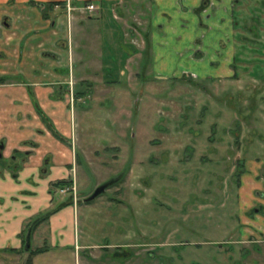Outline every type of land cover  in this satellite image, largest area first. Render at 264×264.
<instances>
[{
  "label": "rangeland",
  "instance_id": "obj_1",
  "mask_svg": "<svg viewBox=\"0 0 264 264\" xmlns=\"http://www.w3.org/2000/svg\"><path fill=\"white\" fill-rule=\"evenodd\" d=\"M184 3L198 8L202 0ZM242 3L225 46L220 30L203 28L212 19L197 12L185 15L184 26L178 18L170 22L181 26L178 42L171 31L155 28L149 3L130 13V31L141 30L134 41L144 47L142 60L124 77L114 72L111 78L90 76V82H82L77 75L76 84L64 88L73 90L75 100L72 92L57 104L56 84L46 87L54 95L43 96V88L14 80L0 87L20 133L29 126L19 120L21 112L31 118L26 105L41 122L52 119L57 106L58 127L70 131L67 139L79 156L69 179L76 183L71 192L77 189L74 243L66 228L60 246L54 244L46 215L72 193L46 191L45 178L35 188L21 177L14 193H0L3 221H12L10 228L0 227V248H19V234L23 243L15 251H0V264H264V243L254 241L262 239L244 234V228L264 221V216L248 219L251 206L264 200V32L258 26L255 36L245 29L256 26V18L264 20L251 13L258 3ZM159 7L154 5L155 14ZM81 13L86 20L99 19ZM99 25L92 24L94 30ZM6 170L13 169L2 165ZM104 184L109 187L102 196L84 202ZM29 188L35 196L26 194ZM51 201L54 206L46 208ZM42 216L24 240L30 223ZM66 222L71 224L70 217ZM37 250L45 251L32 258Z\"/></svg>",
  "mask_w": 264,
  "mask_h": 264
},
{
  "label": "crops",
  "instance_id": "obj_2",
  "mask_svg": "<svg viewBox=\"0 0 264 264\" xmlns=\"http://www.w3.org/2000/svg\"><path fill=\"white\" fill-rule=\"evenodd\" d=\"M229 1L225 0L227 10H229ZM86 3L97 7V12H94L96 17H99L97 21L92 18L86 20L81 13V8ZM65 4L66 0H0V9H2L0 18L7 16L11 25L0 33V61L3 67L0 69V79L6 80L0 87L14 80L20 82V85L29 84L43 88L40 93V96H43L46 92L54 95V91L46 87L56 84L61 92V99L55 100L59 104L61 100L65 101L71 96L70 93L73 90L71 91L70 88L68 91L64 88L68 83L76 84L77 77L81 78L82 82H90L91 80L88 79L90 76H95L94 79L98 81H100V76L111 78L114 72L124 77L125 74H129V68L138 66L143 57L144 47L141 48L139 41H134L141 30L134 27L130 31L132 24L130 13L139 11L140 8L148 5V11L154 15V5L158 4L160 7L156 9L158 11L155 16L150 15L155 21V28L171 31L177 37V42L182 40V35L179 36L178 30L181 26L176 28L171 25L170 22L174 18H178L179 24L183 23L184 26L186 22L183 18L187 13L197 12L204 15L203 17L208 14L202 10V4L198 8H189L184 0H74L73 4L77 8L74 12L66 10ZM40 5L41 8H39ZM44 5L51 7L47 8ZM224 18L227 20L226 26L229 29L223 38L226 41V38L231 35L229 32L232 33L230 27L232 19L229 13L224 15ZM210 19H212L211 22L207 21L210 28L207 29L214 31L221 17ZM160 21L164 25L158 26L157 23ZM95 22H99L100 25L94 30L92 24ZM153 45L154 36L151 34L152 51ZM226 63L230 65V61ZM72 94L75 100L76 94L74 92ZM1 95L0 93V144L5 145V159L18 151L16 163L19 167L16 171H4L2 176L0 175V193L4 195L14 193L21 184L19 181L21 177L35 188L40 186L37 182H42L45 178L43 188L46 191L52 190L51 185L58 181L71 179L75 168H78L79 156L73 141L70 143L67 139L70 131H63L58 127L60 118L57 106H53L51 111L52 119L47 117L50 126L47 124L46 126L34 112L33 106L26 105L31 108L28 110L31 116L30 121L27 120L24 111V113L21 112L19 118L21 122L24 121L29 125L24 128V134L19 132L17 124L10 119L11 106H8L9 102ZM41 106L45 109L48 104L41 103ZM53 129L66 141L63 142L56 138L51 132ZM50 146L54 148L51 149ZM85 161L88 162L86 157ZM11 179L16 181H11ZM29 189L31 190L26 194L35 196L34 190ZM55 191L58 192V189ZM19 194L20 192H17L15 195L19 196ZM13 200L18 201L17 198ZM66 203L73 204L65 205ZM23 204L25 205L26 202ZM53 206V201H51L46 208ZM65 212H67L66 215ZM76 212L77 207L73 194L68 201H61L59 207L53 210L49 223L54 244L60 246L57 240L64 238L61 234H64L63 231L65 232L66 228L72 230V244L74 243L77 226ZM68 217L72 222L66 226ZM6 218H9V215L5 217V220ZM11 222L7 221L9 228L12 225ZM258 233L264 234V221L261 224L254 223L247 231L249 237L260 236ZM19 235L17 237H19L18 242L21 247L23 242ZM58 246L57 248H62ZM40 256L41 254L37 255L35 259Z\"/></svg>",
  "mask_w": 264,
  "mask_h": 264
},
{
  "label": "flooded vegetation",
  "instance_id": "obj_3",
  "mask_svg": "<svg viewBox=\"0 0 264 264\" xmlns=\"http://www.w3.org/2000/svg\"><path fill=\"white\" fill-rule=\"evenodd\" d=\"M73 1L74 0H66V4H65V9L66 10H68V5H69V7H70V10H68L69 12H74V11H76L77 10V8L75 7V5L73 4ZM251 1H253V2H256V3H258L259 5H258V7H256L254 10H252L251 11V13L253 14V16L254 17H260V18H262L263 20H264V0H251ZM61 5H63V4H61ZM87 5H89V4H84L83 5V7L81 8V10L82 11H85V10H87L86 9V7H87ZM202 5L203 6H201L202 7V10H204V12H208V14H210V15H206L205 17L206 18H212L213 16H215V18H217V17H221V19L219 20L220 22H219V24L214 28L215 30H220L218 33L220 34V37L223 39V38H225V36H226V34H227V30H229V29H227L228 27L226 26V24H227V20H226V18H224V15H226L227 13H229V15H230V17H231V19H232V21H231V23H230V27H231V32L232 33H230L229 32V34H231V36L233 35V27L235 26V18H234V16H235V13H238L239 15H240V12L238 11V9H240V8H242V6H243V3H242V0H230L229 1V10H227V8L225 7V0H202ZM59 6V5H58ZM44 7H47V8H49V7H51V6H45L44 5ZM96 7V6H95ZM39 8H41V5L39 6ZM97 8V7H96ZM88 11V10H87ZM210 11V12H209ZM245 11V10H244ZM89 12V11H88ZM97 12V11H96ZM90 13H94V12H90ZM242 13H243V11H242ZM246 13V12H245ZM244 15V14H243ZM0 23H2V25H4L3 27H5V28H9V27H11V25H10V23H9V18L7 17V16H5V17H3L2 18V21L0 22ZM252 25H256V26H253V27H251V26H246V32H250V33H252L253 35H257L258 33H257V29H258V26H260V27H262V32H264V21L262 22L261 20H258L257 18L256 19H254V22L252 23ZM203 28H210L208 25H203ZM264 34V33H263ZM262 39L264 38L263 36H260ZM228 38V37H227ZM242 38H244V40L245 41H250L248 38H246V36H243ZM260 38V39H261ZM224 42V43H223ZM228 42H230V40L229 41H225L224 39H223V41H222V43L221 44H224V46L226 45V43H228ZM263 43V42H262ZM233 44V43H232ZM255 51H256V49H253L252 50V52L253 53H255ZM261 58H262V62L264 63V48L261 50ZM228 55H232V52H228ZM256 55V54H255ZM253 60V59H252ZM226 62L228 61L227 59L225 60ZM230 61V60H229ZM233 61H236V58L234 57L233 58ZM230 64H231V62H230ZM231 66V65H230ZM232 67V66H231ZM235 75V74H234ZM231 76H232V74H231ZM191 77H193V75L191 76ZM0 80H4V81H6L5 79H0ZM0 146H3V149L1 150V153H2V158L0 159V175L2 176V174H3V172L4 171H1V166L2 165H6L7 167H9V168H12L13 170H11V171H16V170H18V167H19V164L18 163H16V160H17V157H18V155H17V153H18V151H15V153L10 157V158H6L5 159V155H4V152H5V145L3 144V143H1L0 144ZM6 171H9V170H6ZM261 181H264V176L262 177V179H261ZM73 184H76V183H74L73 182ZM77 187V186H76ZM61 191V190H60ZM59 190H58V192H60ZM96 191V190H95ZM94 191V192H95ZM107 191V190H106ZM61 193V192H60ZM69 192H66L65 194H68ZM77 193V189H76V192L74 193V192H72V194H73V197H74V194H76ZM62 194V193H61ZM93 195V194H92ZM91 195V196H92ZM260 194H258V196H259ZM91 196H89V197H91ZM102 196V195H101ZM89 197H87V198H85L84 199V202H85V200L86 199H88ZM100 197V196H99ZM98 197V198H99ZM97 200V199H96ZM259 200H260V202H257L256 201V203H254L251 207V210H250V212H249V220H250V222H252V220L253 219H255L256 217H263L264 216V200H261V198H259ZM76 201H78V200H76ZM2 202H3V200L0 198V204H2ZM88 203H91V202H88ZM263 203V204H262ZM52 214H53V211H49L46 215H47V217H48V219H49V222H50V219H51V217H52ZM2 215H3V213H2V211H1V209H0V227L2 228V226L4 225V226H6L7 225V222L6 221H3V217H2ZM46 216H42V217H40V218H38L36 221H34V222H32V223H30V227H28L29 229H28V235H27V237H25V239L24 240H26L27 241V239H29V237H32V234L34 233V227H35V223L38 221V220H40L41 218H45ZM261 217V218H262ZM246 224H248L247 222H246ZM4 226H3V228H4ZM250 228V227H249ZM249 228H244V234L246 235V238L249 240V239H251V238H253V237H249L248 236V234H247V231L249 230ZM34 229V230H33ZM259 234V233H258ZM260 235V234H259ZM0 236H1V229H0ZM23 236V234H20V237H22ZM255 237H259V238H261L262 240H259V241H256L255 239H254V241H255V243H264V234L262 233L260 236H255ZM254 237V238H255ZM22 239V238H21ZM253 241V242H254ZM250 244H252V242H249ZM7 251V250H12V251H15V250H17V249H13V248H10V247H4V248H0V251ZM38 255H40V254H38ZM115 255V254H114ZM37 256V255H36ZM35 256V257H36ZM116 257H119V254H116L115 255Z\"/></svg>",
  "mask_w": 264,
  "mask_h": 264
},
{
  "label": "trees",
  "instance_id": "obj_4",
  "mask_svg": "<svg viewBox=\"0 0 264 264\" xmlns=\"http://www.w3.org/2000/svg\"><path fill=\"white\" fill-rule=\"evenodd\" d=\"M4 80H0V84H4ZM43 122L45 123V124H50V121L47 119V117L46 118H44L43 117ZM48 126H50V125H48ZM51 132L53 133V135L56 137V138H58L59 140H61V141H63V142H65L66 140H65V138H63L62 136H60L54 129L53 130H51ZM73 181H66V180H62V181H58V182H56V183H54V184H52L51 185V188H52V191H54L55 189H58L59 191L60 190H62V189H69V192H71L72 191V188H73ZM69 204H73V203H66L65 205H69ZM45 218H41L40 220H38L36 223H35V227H34V229H36V227L38 226V224L41 222V221H43ZM33 229V230H34ZM45 250H37V251H32L31 252V257L33 258V257H35L36 255H38V254H41L42 252H44ZM29 264H32V261L30 260V262H29Z\"/></svg>",
  "mask_w": 264,
  "mask_h": 264
},
{
  "label": "water",
  "instance_id": "obj_5",
  "mask_svg": "<svg viewBox=\"0 0 264 264\" xmlns=\"http://www.w3.org/2000/svg\"><path fill=\"white\" fill-rule=\"evenodd\" d=\"M2 149H3V146H0V159L2 158V153H1ZM108 187H109V184H104L100 186L99 188H97L96 191L93 193V195L85 200V203L95 201L99 196H101L102 194L106 192Z\"/></svg>",
  "mask_w": 264,
  "mask_h": 264
},
{
  "label": "built area",
  "instance_id": "obj_6",
  "mask_svg": "<svg viewBox=\"0 0 264 264\" xmlns=\"http://www.w3.org/2000/svg\"><path fill=\"white\" fill-rule=\"evenodd\" d=\"M86 9L89 11V12H96L97 11V8L95 7L94 4H89L87 5ZM68 10H70V7L68 5ZM75 190V185L73 186L72 188V191ZM62 194H65L66 192H69V189H62L60 191Z\"/></svg>",
  "mask_w": 264,
  "mask_h": 264
}]
</instances>
